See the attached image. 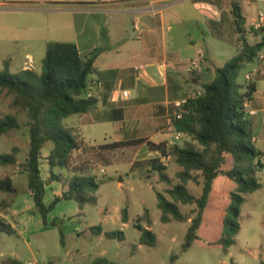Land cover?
Returning a JSON list of instances; mask_svg holds the SVG:
<instances>
[{
	"label": "trees",
	"instance_id": "trees-1",
	"mask_svg": "<svg viewBox=\"0 0 264 264\" xmlns=\"http://www.w3.org/2000/svg\"><path fill=\"white\" fill-rule=\"evenodd\" d=\"M231 15L234 30L238 35V53L223 66L215 69L214 79L202 85V93L199 97L187 101L181 107L182 118L172 120L174 130L183 133L190 139L189 142L180 146L177 143L156 144L146 138H140L134 141L98 145L99 150L111 152L145 144L160 158H172L182 168L176 173L180 183L172 185L166 191L173 201L156 192L162 223H168L171 219L189 223L181 246L182 252L188 250L192 242L198 238L197 230L203 209L212 182L218 175L222 174L236 184L234 191L229 195L230 203L225 210L223 234L219 240V244L224 249L234 243L233 236L240 230L239 217L241 207L246 200L245 196L261 188L258 173L264 168V152L256 147L248 116L243 107L244 101L251 98L255 86L246 80L244 84H240L237 79L241 68L252 63L264 49V25L256 30L253 27L247 30L237 0L231 2ZM248 34L259 35L260 40L250 44L246 38ZM96 57L97 51H94L82 58L77 46L71 42H48L40 72L24 69L11 73L6 64L0 70V91L11 96L9 108L14 111V114L0 118V136L19 129L18 115H25L29 143L22 168L35 209L44 225H48L47 215L61 200H74L80 209L85 205L97 204L96 192L102 181L95 175L86 174L83 169L70 167L71 154L87 146L80 139L75 128H67L62 124L65 118L89 113L94 107L95 100L88 97L87 93L90 90L89 76L95 72ZM46 146H49L47 163L50 177L43 181L40 177L39 165L41 151ZM19 152V147L15 146L11 149V153L0 154V166L14 165ZM226 156L231 158L232 166L224 171L221 168L225 164ZM147 166L158 173L161 182L171 183L159 158L149 161ZM59 171L72 174L68 189L60 197H55L49 205H45L43 202L45 185L58 180ZM189 181L202 184V193L199 197H195L186 189L185 184ZM0 193L10 196L16 193L8 177H0ZM178 203L194 204L196 208L192 212L193 215L183 214ZM8 206V199L0 201V211H5ZM142 217L145 219L146 228L138 219L133 224L140 232L138 244L155 247L156 236L148 229L151 220L147 211ZM121 221L122 223L128 221L126 208L121 210ZM55 224L56 222L51 223L53 226ZM91 230L96 234L102 232L101 227H92ZM59 231L60 241L63 242V233ZM0 234H15L13 227L3 217H0ZM104 236L119 242L125 239L124 233L120 230L107 231ZM176 259L177 255H172L169 264H175ZM91 264L119 263L99 257Z\"/></svg>",
	"mask_w": 264,
	"mask_h": 264
},
{
	"label": "crops",
	"instance_id": "crops-1",
	"mask_svg": "<svg viewBox=\"0 0 264 264\" xmlns=\"http://www.w3.org/2000/svg\"><path fill=\"white\" fill-rule=\"evenodd\" d=\"M27 1L29 2L24 3H31L30 8L33 9L36 5H41L38 7L43 6V10L68 12L75 18L89 21V25L82 23L84 26H73L71 40L67 41L77 46L82 58L97 51L95 72L89 76V80L101 83L100 86L93 85L90 89V97L95 100V105L89 113L78 115L76 123L71 126L77 130L87 147L126 141L124 135L128 134V131H137L141 137L158 143L155 140L158 134L154 131L170 130L168 121L175 111L172 103L192 88L201 89L203 84L211 82L215 77V69L222 66L219 64L222 61L221 55L215 47L222 43H231L239 48L238 35L234 30L231 15L233 0ZM237 2L241 6L245 28L248 30L257 23L259 14H264V0ZM48 3L54 5L46 6ZM97 16L103 17L94 19ZM246 38L250 44L260 40V36L255 34H248ZM208 45L213 46L212 52L208 51ZM200 52H204L200 68L197 71L190 70V62L196 59ZM26 57L33 58L31 55ZM24 63L18 71L25 69ZM247 66L250 70L245 77L250 75L248 81L254 84L255 91L248 100V109L245 112L256 147L264 152V49ZM122 91H128L127 97L122 96ZM93 131H101L100 142L91 141L90 138L94 137ZM25 148L28 149V145L24 146ZM19 149V154L23 153V159L17 158L14 165L3 167L6 169L0 172V177H8L16 189V193L11 196L0 193V201L10 198L9 206L5 211H0V217L13 227L14 236L26 241L42 233L56 231L60 235L57 224L66 219L73 223L79 221L77 217L83 208L80 209L76 203L74 205V200H61L55 208L68 202L72 209L65 212L61 207L58 218L49 219V213L48 225H44L35 209L22 168L28 150L25 153L21 147ZM80 151L78 150V154ZM48 155L49 146H46L41 151L39 165L43 181L50 177ZM58 174V180L45 185L44 204L60 197L68 189L72 174L65 171H59ZM118 185H121V182H118ZM99 214L102 215L99 218L101 223L109 221L107 212L100 209ZM56 221L54 226L51 225ZM122 225L127 227L128 221ZM92 227L96 226L92 223L85 226L71 224L66 235L78 239L87 238L89 241L97 240L98 243L106 239L104 233L108 230L101 227L102 232L96 234L91 230ZM143 227L146 228V225ZM148 229L151 230V227ZM124 241L125 239L118 242ZM27 244L29 246L30 242ZM61 245L66 247L64 236ZM42 247L43 245L39 246L40 249ZM74 248L76 249L71 251L74 254L85 251L82 247ZM69 253L70 249L65 254ZM104 253L106 252L102 251L95 258H104ZM6 263L17 264L16 256Z\"/></svg>",
	"mask_w": 264,
	"mask_h": 264
},
{
	"label": "rangeland",
	"instance_id": "rangeland-1",
	"mask_svg": "<svg viewBox=\"0 0 264 264\" xmlns=\"http://www.w3.org/2000/svg\"><path fill=\"white\" fill-rule=\"evenodd\" d=\"M58 1L51 0L49 2ZM24 2L29 1L0 0V70L6 64L10 72L18 71L23 62L27 61L26 55H31L33 56L30 58L33 61L34 70L40 72L46 43L67 42L71 40L73 26L77 27L82 23L89 25V21H82V19L71 16L68 12L43 10L41 9L43 6L38 7L41 5H36L37 7L33 9L30 8L31 3L27 5ZM53 5V3L46 4V6ZM102 17L97 16L94 19ZM215 49L221 55L222 61L219 64L222 66L238 53L237 45L231 43H222ZM208 51H213L212 45H208ZM247 65H244L239 72L237 81L240 84H244L245 75L250 70ZM192 89L195 90V88ZM11 99V96L0 91V118L14 114V111L9 108ZM78 117V115H72L65 118L62 122L63 126L67 128L73 126ZM18 122L19 129L0 136V154L11 153V149L15 146H19L23 152H27L28 149H24V146L28 145L27 118L24 114L18 115ZM154 132L158 134L155 138L158 143L165 142L170 145L172 141L171 129ZM100 134L101 131H93L94 137L90 138L91 141L100 142L102 138ZM140 135L137 131H128L124 137L128 141H134L144 138ZM189 141L190 139L185 137L177 144L182 146ZM23 157L22 152L17 155L18 159H23ZM157 158L165 167V174L171 183L161 182L158 173L147 166L149 161ZM161 158L156 152L150 151L145 144L111 152L99 150L98 145L86 147L79 154L78 151H74L71 154L70 167L89 171L88 175H95L102 181L96 192V206L85 205L82 213L77 217L79 221L76 220L73 223L66 219L61 224H57L63 233L65 248L59 242L60 235L56 231L31 237L29 241L14 235L1 234L0 264H7L6 262L15 256L17 264H28V262L48 264L52 261L54 264H91L95 256L100 255L102 251L106 252L103 255L104 258L119 264H169L172 255H177L175 264L264 263V168L258 173L261 188L245 196L246 200L241 207L239 217L240 230L233 236L234 243L226 249L219 244L223 234L225 210L230 203L229 195L236 187L234 181L220 174L212 182L197 230L198 238L192 242L188 250L182 252L181 246L184 243L189 223L173 219L168 223H162L160 221L161 211L157 207L156 198V192H160L169 201H173L166 191L172 185L180 183L176 173L182 168L172 158H167L164 161H161ZM231 166L232 160L226 156L225 164L221 169L227 171ZM4 169L6 168L0 166V172ZM66 173L71 174L70 172ZM118 182H121V185H118ZM185 187L195 197H199L202 193L201 183L196 184L194 181H189ZM51 202L47 201L45 205H49ZM72 203L75 205L76 202ZM177 205L183 214L191 216L196 208L194 204L178 203ZM61 207L65 212L72 209L68 202L58 208L54 207L50 212L49 219L57 217ZM123 208L127 210V227H123L120 220ZM100 209L109 215L108 222L101 223L99 221V218L102 217L99 214ZM145 211L151 220V231L156 236L155 247L145 245L138 247L137 244L140 232L133 227V224L138 219L139 223L145 226V219L141 218ZM88 223H92L96 227H104L108 231L120 230L125 235V241L119 243L115 239L106 238L98 243L97 240L89 241L87 238L78 239L66 235L71 224L72 226L78 224L85 226ZM27 242H30L29 246ZM41 245L43 247L40 249ZM74 247H82L85 251L74 254L71 252L76 249ZM68 249H70V253L66 255Z\"/></svg>",
	"mask_w": 264,
	"mask_h": 264
},
{
	"label": "built area",
	"instance_id": "built-area-1",
	"mask_svg": "<svg viewBox=\"0 0 264 264\" xmlns=\"http://www.w3.org/2000/svg\"><path fill=\"white\" fill-rule=\"evenodd\" d=\"M263 25H264V14L260 13L258 16L257 23L254 25L255 26L254 28L259 29ZM203 58H204V52H200L199 55L197 56V58L190 62L189 69L193 70V71L199 69L200 63L203 60ZM24 67H25V69H28V70L33 69V61L30 57H28L27 61L24 63ZM246 79L250 80V75H247ZM89 85H90V89H91V86H93V85L100 86L101 83H100V81H91L90 80ZM201 93H202V89L190 90L187 93H185L183 97H181L180 99H178L172 103L173 107L175 108V111L173 112L172 117H170L169 121H168V126L172 131V134H171L172 141L170 144H175V143L179 142L180 140H182L183 138H185V135L183 133L177 132L174 130L173 125H172V120L173 119H181L182 114H183L181 107H183L187 101L192 100V99H196L197 97H199L201 95ZM87 95H88V97H90V90L88 91ZM127 95H128V91H122L123 97H127ZM247 103H248V99L245 100L244 104H243V107L245 110L248 109ZM166 159H167V157H162L161 161H164ZM28 264H37V263L36 262H28Z\"/></svg>",
	"mask_w": 264,
	"mask_h": 264
}]
</instances>
